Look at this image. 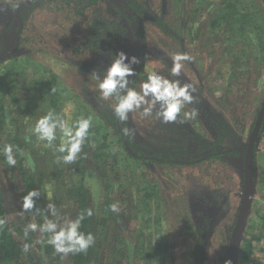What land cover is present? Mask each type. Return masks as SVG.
I'll list each match as a JSON object with an SVG mask.
<instances>
[{"label":"rangeland","instance_id":"obj_1","mask_svg":"<svg viewBox=\"0 0 264 264\" xmlns=\"http://www.w3.org/2000/svg\"><path fill=\"white\" fill-rule=\"evenodd\" d=\"M40 1L43 4L37 1L24 14L17 51L0 64V108L7 116L0 130V190L11 219L19 220L25 228L38 221L35 217L26 220L32 212L22 209V197L29 186L23 173L32 179L34 189L40 190L35 202L41 212L53 219L46 204L54 203L59 222L76 219L78 209L71 188L81 185L88 189L95 213L110 217L103 227V240L113 243L109 249L125 248L128 255L123 260L108 255L100 264H222L242 197L241 154L193 164L143 163L119 146L110 126L109 156L93 160L90 149L76 167L78 157L69 164L57 163L59 153L29 129L54 111L70 121L91 117V138L105 127L106 118L113 116V100L101 97L93 72L103 78L120 51L142 58L139 90L151 71L170 77L172 57L186 53L192 60L182 62L181 75L172 78L193 86L195 102L184 111L196 108L198 115L182 124L179 118L166 124L133 111L123 122L131 130L129 139L141 143L145 152L175 159H195L220 140L219 146L245 147L264 105V1L136 0L134 6H140L143 22L140 31L120 16L119 7L102 0L93 8L97 17L106 29V22L119 24V31H102L99 50L82 54L76 48L85 45L81 39L88 26L76 17L77 8L68 13L66 8L53 6L61 0ZM21 2L31 0H0V58L13 45V7ZM92 15L93 11H87L83 17ZM140 34L146 45L143 57ZM114 39L116 49L107 52V43ZM153 128L156 135L151 134ZM259 133L256 182L239 245L244 235L257 236L255 254L264 260V118ZM99 137L96 134L95 144ZM5 144L13 145L14 156L22 154L15 167L5 162ZM82 150L83 146L78 156ZM115 202L120 204L119 214L108 211ZM44 215L39 214L38 225L43 224ZM35 235L40 244L47 241V234L42 238L37 230ZM199 238L203 243L197 253ZM52 254L44 260V255L32 248L25 259L28 264H69V255L61 261L54 250ZM234 264L241 263L236 259Z\"/></svg>","mask_w":264,"mask_h":264},{"label":"trees","instance_id":"obj_2","mask_svg":"<svg viewBox=\"0 0 264 264\" xmlns=\"http://www.w3.org/2000/svg\"><path fill=\"white\" fill-rule=\"evenodd\" d=\"M39 1V5L43 4L40 0H31V3L27 2H21L17 6L13 7L14 10V25H16V36L13 40L12 47L7 51V53L0 58V64L4 63L5 61L11 59L13 57L14 50L17 51L19 45H20V37L22 34V31L24 30V14L28 13L29 9L35 5V3ZM62 2L58 5H53L54 2H50L51 5L55 6L58 10H63L66 8V12L69 13L70 9L77 8V11H75V15L78 19L85 20V23L88 26V31L84 30V35L82 36V41L85 42V45L82 47H78L77 53L82 54L86 51H98L99 48H97L98 45H100L102 41L103 34L102 31L108 30H117L116 34L118 33V29L120 28V25H116L115 22H106V26L108 28L106 29L103 24H101L100 19L97 17V9H93L97 6V4L102 0H61ZM107 3H110L111 5H116L119 7L118 11H120V16L124 17L126 21L128 20L133 25L137 27L140 31L142 30V19L140 17V6L136 7V0H130L128 2L122 1V0H103ZM264 1V0H263ZM87 11H93L92 18L87 17L84 19V14ZM111 27V28H109ZM106 29V30H105ZM115 37V36H114ZM140 54L143 57L145 55V48L146 45H144V38L142 34H140ZM115 40H112L110 43H107L108 51H114L116 49L115 47ZM109 46V47H108ZM79 51V52H78ZM140 64L134 66V70L136 72L135 76L129 77V87H137V78L139 74L143 70V62L142 58L140 59ZM6 110L4 108H0V130H2L5 120H6ZM107 124L104 128H99V130H96V132L93 134L91 138H88L85 140V143L82 145L83 150L81 153V156H78V161L76 162L75 166L79 167L81 165L82 158L84 159L86 155H88V150L91 149V158L93 160H101L103 158L108 157L107 153V147L109 146V139L113 135L116 137L117 143L119 146H121L125 151L128 153L129 157L134 159L135 161H141L143 163L147 162H157V163H169V164H193L195 161H206V160H220L221 158L225 156H231L241 154L243 164H244V158H245V148L246 146H219L222 145V140L211 144V148L207 150L205 153L199 155L195 159H175L174 157H167L163 155L162 153H149L145 152V150L142 147L141 143H135L134 141L130 140L128 135H125L122 131L125 127L123 123H121L117 118H115L114 114L111 119H107ZM110 126L113 127V134L110 135L107 132V128ZM151 134L156 135L157 131L155 128H153ZM98 131V132H97ZM260 132V131H259ZM96 134L100 135L97 144L95 141ZM260 134V133H259ZM251 135V134H250ZM248 143V142H247ZM165 144H167L165 142ZM219 144V145H218ZM94 145V147L92 146ZM15 158H22L21 153H15ZM255 156H256V143L253 148V161L255 163ZM244 169V165H243ZM256 171H253V178L256 182ZM23 178H25L26 185H29L27 187V193L34 189L33 187V181L31 178H26L25 174L23 173ZM244 179V174H243ZM30 183V184H29ZM26 188V187H25ZM71 196L75 199V205L78 209V215L77 217L85 212L86 209H92V216H86L84 220L81 222L80 231L88 233L91 232L95 238V243L85 252V253H79V254H69V264H100L103 262V260H107V257L109 255L114 256V260L119 258L120 260H123L126 258L127 251L125 248H116L115 246L111 249L109 247L113 244H108L103 240L104 236V226L107 225L110 217L103 215H97L95 211L93 210L91 204H90V195L88 192V189L84 188L83 186L79 187H73L71 188ZM35 208L31 210L32 216L26 215V220H30L31 218L37 219V223H41L39 221V214H37L36 209H39V206L35 202ZM110 211V209H108ZM239 211V210H238ZM238 215V214H237ZM112 216V215H111ZM76 217V218H77ZM237 218V217H236ZM0 219L6 221L3 225H0V264H28V260L25 259V257L28 254V251H24V246L28 245V250L35 248L39 253H42L44 256V260L50 259L53 256V247L51 245H48L46 242H43V244H40L38 241L35 240L36 235L35 232L29 231L27 236H25V227L23 224L17 220V219H11L10 213L6 207L3 194L0 190ZM31 222V221H30ZM236 222V220H235ZM264 223V219H263ZM235 225V223H234ZM234 225L232 226V229L230 230V236L232 233V230L234 228ZM264 227V224H263ZM230 237L228 239L229 243ZM259 238L255 235H244L242 238V244L237 246V251L235 254V260L239 259L241 264H261L258 259H256L253 256V242L258 241ZM203 243V239L199 238L196 244V252L198 253L200 250V245ZM227 243V247H228ZM227 252V248H226ZM196 255V259L200 260V256L198 254ZM199 256V257H198ZM226 257V253H225ZM225 257L222 261V264H224ZM114 263L112 261L110 264ZM233 263V264H234ZM201 264V262H199Z\"/></svg>","mask_w":264,"mask_h":264},{"label":"clouds","instance_id":"obj_3","mask_svg":"<svg viewBox=\"0 0 264 264\" xmlns=\"http://www.w3.org/2000/svg\"><path fill=\"white\" fill-rule=\"evenodd\" d=\"M192 57L186 53H178L172 57L171 76H165L162 73L151 71L147 79L140 85L139 90L135 87H129V77L135 76L134 66L140 64V59L136 56L129 57L125 52L120 51L112 58V62L107 69L106 74L101 78L93 72L91 76L96 80L101 97L105 100H113L112 111L121 123L129 119V113L138 111L141 117L154 116L162 123L177 122L185 123L188 119L195 118L198 110L192 108L191 111H184L185 107L195 102V89L190 83H181L179 77L184 61H191ZM127 61V63L125 62ZM92 125L91 117H79L74 121L62 118L54 111H49L46 115L38 119L34 127L29 131L35 135L38 140L45 141L46 147L53 148L56 156V162L65 164L76 161L81 152L82 145L89 136V129ZM125 135L130 134V129L122 130ZM59 132L60 143L55 144ZM94 147V145H93ZM5 162L10 167H15L17 160L13 155V145L5 144L2 149ZM40 190L33 189L22 197L23 211H29L35 208L36 199L40 198ZM48 199H51L49 193ZM111 212L119 214V202L109 205ZM47 213L51 214L53 219H48L47 215L36 209L37 214L44 215L43 224L29 223L25 228V236L28 232L39 231L42 235L47 234L46 243L51 245L54 252L60 256L63 261L69 254L85 253L94 243L95 238L91 232L80 231L81 222L86 216H92V209H86L75 220L65 219L59 222V213L54 203L46 204ZM6 221L0 219V225ZM41 242V241H38ZM29 246H24V251H28ZM225 264H231L226 261Z\"/></svg>","mask_w":264,"mask_h":264},{"label":"water","instance_id":"obj_4","mask_svg":"<svg viewBox=\"0 0 264 264\" xmlns=\"http://www.w3.org/2000/svg\"><path fill=\"white\" fill-rule=\"evenodd\" d=\"M264 118V105L260 109V112L258 113L256 122L254 124L252 133L248 139L247 146L245 148V158H244V183H243V191H242V197L240 201V207L238 211V215L236 218V222L234 225V228L232 230L230 240L227 247L226 257L225 261H231V264L234 263L235 260V254L237 251V246L240 243L241 240V233L243 226L245 224L248 208L251 201L252 192L254 189V178H253V171H254V161H253V148L255 143L258 140L259 131L262 125V121Z\"/></svg>","mask_w":264,"mask_h":264},{"label":"crops","instance_id":"obj_5","mask_svg":"<svg viewBox=\"0 0 264 264\" xmlns=\"http://www.w3.org/2000/svg\"><path fill=\"white\" fill-rule=\"evenodd\" d=\"M256 189V188H255ZM251 203V202H250ZM253 256L257 257L258 258V261L261 263V264H264V260H261L258 256H256L255 254V250H254V247H253ZM256 258V259H257Z\"/></svg>","mask_w":264,"mask_h":264},{"label":"built area","instance_id":"obj_6","mask_svg":"<svg viewBox=\"0 0 264 264\" xmlns=\"http://www.w3.org/2000/svg\"><path fill=\"white\" fill-rule=\"evenodd\" d=\"M262 256H263V258H264V252H263ZM257 259H258V258H257Z\"/></svg>","mask_w":264,"mask_h":264}]
</instances>
